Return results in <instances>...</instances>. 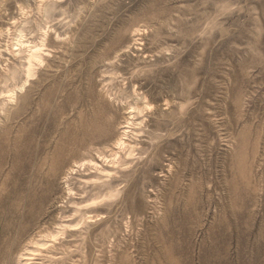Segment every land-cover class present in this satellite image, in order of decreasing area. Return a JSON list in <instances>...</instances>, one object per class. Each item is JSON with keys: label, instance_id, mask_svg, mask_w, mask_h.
<instances>
[{"label": "rangeland", "instance_id": "374dc122", "mask_svg": "<svg viewBox=\"0 0 264 264\" xmlns=\"http://www.w3.org/2000/svg\"><path fill=\"white\" fill-rule=\"evenodd\" d=\"M30 251L264 264V0H0V264Z\"/></svg>", "mask_w": 264, "mask_h": 264}, {"label": "bare ground", "instance_id": "6f19581e", "mask_svg": "<svg viewBox=\"0 0 264 264\" xmlns=\"http://www.w3.org/2000/svg\"><path fill=\"white\" fill-rule=\"evenodd\" d=\"M29 43H27V45H24L23 43H21V47L19 49H16V51L21 52V50L23 49L25 52H28V55H27V74H28V77L30 78L33 75L34 67L37 64L43 63V61H44L42 48L45 47V45H44V42L42 44H38V45L37 44L31 45ZM110 127H111V124L109 123V120L103 119L101 117L95 119V122H93V123H85L82 126V128L78 134L80 137V140L77 141V144L84 145L85 143H89V142L93 143L96 139L106 140L107 137H104V136L106 135V131H108ZM129 128H130L129 126L124 127L125 130L129 129ZM124 136H126V134H123V136L118 141V143H116L117 146H119L120 144L124 146L126 144V142H122V141H127ZM45 245L46 244H41L39 246L41 248H44ZM35 253H36V251H30L29 254H27V257L24 258V261L26 264H32L29 262L33 260L32 256H34Z\"/></svg>", "mask_w": 264, "mask_h": 264}]
</instances>
